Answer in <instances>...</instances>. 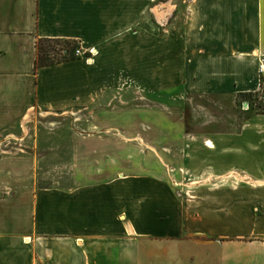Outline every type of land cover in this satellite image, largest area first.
Masks as SVG:
<instances>
[{
	"label": "crops",
	"instance_id": "crops-1",
	"mask_svg": "<svg viewBox=\"0 0 264 264\" xmlns=\"http://www.w3.org/2000/svg\"><path fill=\"white\" fill-rule=\"evenodd\" d=\"M40 39L96 53L36 70ZM260 60L264 0H0V129L32 142L0 151V264H264V187L184 181L262 173L264 134L151 133L147 107L256 93Z\"/></svg>",
	"mask_w": 264,
	"mask_h": 264
},
{
	"label": "rangeland",
	"instance_id": "rangeland-1",
	"mask_svg": "<svg viewBox=\"0 0 264 264\" xmlns=\"http://www.w3.org/2000/svg\"><path fill=\"white\" fill-rule=\"evenodd\" d=\"M149 97V96H148ZM150 98V102H147L148 110L154 108L155 104L157 109H151L152 114L150 118L155 116L154 110L157 113V117H161V124L157 125V131L148 130L151 133H163L166 135H213V134H264V124L246 126L247 121L256 115H264V81L262 79V88L256 93L238 95L234 99L221 98L220 100H211L202 96L187 95L180 90L179 93L171 94L170 92H164L162 97L154 102ZM155 103V104H154ZM161 115V116H160ZM154 122V121H153ZM52 127V126H51ZM154 127V125H153ZM56 128V127H54ZM30 134H34L35 131H30ZM21 133H11L6 129H0V138H9L11 141L3 143V154H26L30 151L29 146H32V142H29L24 137L19 138ZM229 144V143H226ZM7 145V146H6ZM213 147L217 143H206ZM32 150V148H31ZM229 151V150H228ZM264 162V158H258V162ZM264 165V164H263ZM259 170H263L262 173H250L243 168H231L227 166V173L216 174L209 172L207 174H194L184 175L185 182L192 183H214L224 182L227 185H244L255 187H264V166H258ZM231 170V171H230ZM237 170V171H236ZM242 171V172H241ZM238 172V173H237ZM244 193H250V190H243ZM245 208V207H244ZM250 217L243 215L242 221L228 222V228L238 229H250L251 228Z\"/></svg>",
	"mask_w": 264,
	"mask_h": 264
},
{
	"label": "trees",
	"instance_id": "trees-1",
	"mask_svg": "<svg viewBox=\"0 0 264 264\" xmlns=\"http://www.w3.org/2000/svg\"><path fill=\"white\" fill-rule=\"evenodd\" d=\"M79 49L81 45L75 40L40 39L37 42L35 69L78 59Z\"/></svg>",
	"mask_w": 264,
	"mask_h": 264
},
{
	"label": "built area",
	"instance_id": "built-area-1",
	"mask_svg": "<svg viewBox=\"0 0 264 264\" xmlns=\"http://www.w3.org/2000/svg\"><path fill=\"white\" fill-rule=\"evenodd\" d=\"M95 53H96L95 49L89 50L88 53H86V54H84L82 52V49L77 50V54L79 55V57L86 56L87 59H92V57L95 55ZM258 73L264 81V61L263 60H260V62L258 64Z\"/></svg>",
	"mask_w": 264,
	"mask_h": 264
}]
</instances>
